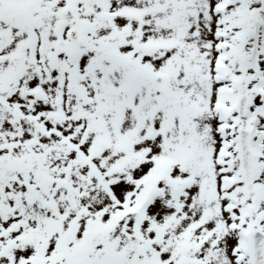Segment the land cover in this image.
I'll return each mask as SVG.
<instances>
[{
	"label": "rangeland",
	"instance_id": "rangeland-1",
	"mask_svg": "<svg viewBox=\"0 0 264 264\" xmlns=\"http://www.w3.org/2000/svg\"><path fill=\"white\" fill-rule=\"evenodd\" d=\"M253 228L264 0H0V264H251Z\"/></svg>",
	"mask_w": 264,
	"mask_h": 264
},
{
	"label": "water",
	"instance_id": "water-1",
	"mask_svg": "<svg viewBox=\"0 0 264 264\" xmlns=\"http://www.w3.org/2000/svg\"><path fill=\"white\" fill-rule=\"evenodd\" d=\"M54 26L59 29L62 26V21L56 20ZM84 33L85 28L79 22H75L72 25V34L75 37H81ZM248 103L249 98L247 95L243 94L238 97L236 102L238 116H243ZM236 139L241 174L244 181L249 183L254 174L253 153L250 148V131L243 127L239 128ZM247 239L252 264H264V235L258 230H251Z\"/></svg>",
	"mask_w": 264,
	"mask_h": 264
}]
</instances>
